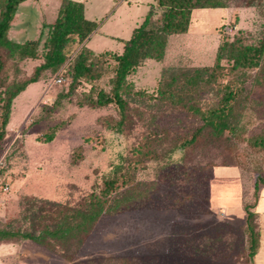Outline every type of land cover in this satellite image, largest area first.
<instances>
[{"label": "rangeland", "instance_id": "374dc122", "mask_svg": "<svg viewBox=\"0 0 264 264\" xmlns=\"http://www.w3.org/2000/svg\"><path fill=\"white\" fill-rule=\"evenodd\" d=\"M79 1L86 19L102 22L86 44L96 54H121L152 6L154 19L160 15L157 0ZM60 2L28 0L19 8L12 32L21 34L20 43L40 40L39 59L7 62L0 98L42 63L43 25L56 20ZM254 5L192 11L188 32L171 38L166 59L145 61L127 77L120 92L127 103L121 126L115 103H88L99 91L111 96L115 63L109 58L96 66L99 79L73 86L67 69L48 70L12 101L0 141V230L39 235L47 226L52 231L62 212L96 202L93 196H100L116 166H123L117 173L120 180L149 183L152 195L143 206L102 215L91 230L43 234L39 243L1 242L0 264H79L104 258H135L142 264H251L243 207L252 210L255 181L260 186L264 181V59L262 70L232 69L230 62L221 61L212 90L184 88V73L212 68L223 41L241 37L249 45L263 42L264 0ZM172 76L177 80L169 91L201 110L217 104L218 88L228 84L239 90L234 101L239 130L221 138L204 130L186 153L174 152L170 161H162L164 153L190 139L203 123L174 100L158 101L159 90L167 89ZM59 77L61 84L56 83ZM138 91L144 95H136Z\"/></svg>", "mask_w": 264, "mask_h": 264}, {"label": "trees", "instance_id": "16d2710c", "mask_svg": "<svg viewBox=\"0 0 264 264\" xmlns=\"http://www.w3.org/2000/svg\"><path fill=\"white\" fill-rule=\"evenodd\" d=\"M26 0H0V76L3 74L7 62L22 63L27 60H38V47L40 40L27 41L17 44L7 38L13 17L18 6ZM255 0H157V8L160 10L158 18L154 19V6L150 8L139 27L132 31L128 41L124 42L123 52H103L96 54L86 48L85 42L100 27L101 21H89L84 17V5L73 0H61L54 23L43 26L47 29V37L43 42L42 63L34 68V74L24 79L22 84L13 85L5 90L4 98H0V108L3 112V120L0 128V141L4 137V127L8 122L12 101L22 93L29 85L42 80L44 73L50 71L58 73L66 70L71 79V85H76L80 80L92 81L101 77V72L96 70L103 58L111 59L115 64L113 68V88L111 96L103 91L97 93L96 98H89L88 103L92 107H103L115 103L120 110V122L126 120L127 103L122 99L120 92L126 89V80L147 60L161 61L164 59L168 40L172 36L184 35L188 32L191 13L197 9H226L231 6H255ZM264 59V41L259 45L245 44L241 37L232 41H223L218 46L215 65L212 68H196L184 73V88L197 90L200 86L209 87L215 71L221 69V61L232 64V69L259 68L262 70ZM262 68V69H261ZM177 76H172L170 82L165 84L167 89L159 90V102L169 101L180 104L188 112H192L202 120V125L195 131L190 139L180 144H174L168 153L161 157L163 160H171L174 152L186 153V149L195 143L197 136L204 130L209 131L213 138H221L225 133L235 134L239 130L240 119L234 106V101L239 90H233L230 85L218 88L220 94L218 102L205 110H201L188 101H182L180 97L173 95L169 88L175 83ZM143 96L144 92H136ZM174 100V101H173ZM1 117V112H0ZM121 132V130H119ZM208 133V132H207ZM123 170V166L114 168V176L104 181V188L100 196L94 195L96 202L79 208H69L68 213H63L54 224V229L49 231L44 226L39 235L33 233L9 232L0 230L1 242H17L19 240H31L39 243L43 234L59 237L63 234L77 233L90 229L103 215H114L124 211L143 206L151 198V184H130L131 178H122L117 173ZM264 184V181H262ZM259 182L255 181L257 191ZM147 188V189H146ZM144 189V190H142ZM93 203V204H91ZM60 206V205H59ZM246 231L249 234V258H253L258 245V235L253 226L255 215L245 208ZM92 229V228H91ZM90 229V230H91ZM79 264H142L135 258H104L97 261H88Z\"/></svg>", "mask_w": 264, "mask_h": 264}, {"label": "crops", "instance_id": "0c3cea01", "mask_svg": "<svg viewBox=\"0 0 264 264\" xmlns=\"http://www.w3.org/2000/svg\"><path fill=\"white\" fill-rule=\"evenodd\" d=\"M26 1H28V0H26ZM73 1H75V0H73ZM25 2L21 3L18 6V9H17V11H16V13H15V15L13 17V20H12L11 25H10V29H9L8 34H7V38L10 41H12L14 43H17V44H22V43H25L27 41H35V40H25V41H22L20 43V41L18 40V38H19L18 36H20L21 34H18V33H14L13 34V32H12V27H13L12 25L14 24V21L16 19V15L18 13V10L21 7V5H23ZM78 2H81V1L78 0ZM84 17H85V7H84ZM89 21H92V20H89ZM41 29H43V28L41 27ZM172 37H170L169 40H168V44H167V48H166V52H165V56H164L163 61L166 59V57L168 55L167 52L169 51L170 40H171ZM87 42H85V45L87 44ZM37 83H39V82H37ZM236 196L237 197H236L235 201L237 203H240L242 201V199L239 198L238 191L236 193ZM243 210H244V213H245V223H246V215H247V213H246L245 207H243ZM251 211H253L254 212L253 214L255 215V222H256L255 230H256L257 235H258V245H257L256 252H255L253 258L251 259L252 260L251 264H264V184H262L261 186L258 187L257 198L255 200V203L252 206V210Z\"/></svg>", "mask_w": 264, "mask_h": 264}, {"label": "built area", "instance_id": "2783aa9c", "mask_svg": "<svg viewBox=\"0 0 264 264\" xmlns=\"http://www.w3.org/2000/svg\"><path fill=\"white\" fill-rule=\"evenodd\" d=\"M62 81H63V80H62V78H61V77H59V78H57V80H56V83H57V84H61V83H62Z\"/></svg>", "mask_w": 264, "mask_h": 264}]
</instances>
